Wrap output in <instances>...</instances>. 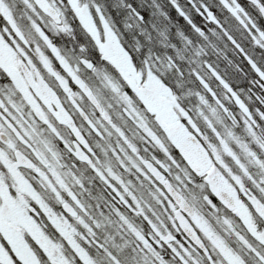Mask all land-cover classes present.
<instances>
[{
	"label": "snow or ice",
	"instance_id": "1",
	"mask_svg": "<svg viewBox=\"0 0 264 264\" xmlns=\"http://www.w3.org/2000/svg\"><path fill=\"white\" fill-rule=\"evenodd\" d=\"M0 264H264V0H0Z\"/></svg>",
	"mask_w": 264,
	"mask_h": 264
}]
</instances>
